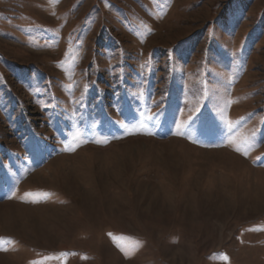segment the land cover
Returning a JSON list of instances; mask_svg holds the SVG:
<instances>
[{"label":"rangeland","instance_id":"rangeland-1","mask_svg":"<svg viewBox=\"0 0 264 264\" xmlns=\"http://www.w3.org/2000/svg\"><path fill=\"white\" fill-rule=\"evenodd\" d=\"M0 264H264V0H0Z\"/></svg>","mask_w":264,"mask_h":264},{"label":"snow or ice","instance_id":"snow-or-ice-1","mask_svg":"<svg viewBox=\"0 0 264 264\" xmlns=\"http://www.w3.org/2000/svg\"><path fill=\"white\" fill-rule=\"evenodd\" d=\"M98 143H99V141H97ZM9 198H11V197H9ZM33 202H36V201H33ZM224 259H225V261L227 260V257H224Z\"/></svg>","mask_w":264,"mask_h":264}]
</instances>
